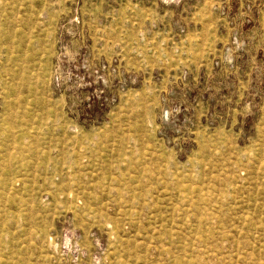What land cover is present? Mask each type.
I'll list each match as a JSON object with an SVG mask.
<instances>
[{
  "label": "rangeland",
  "instance_id": "rangeland-1",
  "mask_svg": "<svg viewBox=\"0 0 264 264\" xmlns=\"http://www.w3.org/2000/svg\"><path fill=\"white\" fill-rule=\"evenodd\" d=\"M0 264H264V0H0Z\"/></svg>",
  "mask_w": 264,
  "mask_h": 264
}]
</instances>
